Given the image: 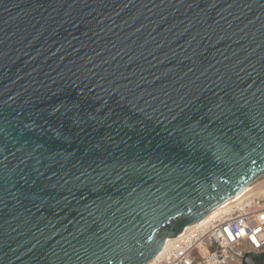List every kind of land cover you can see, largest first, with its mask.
<instances>
[{"label":"water","instance_id":"obj_1","mask_svg":"<svg viewBox=\"0 0 264 264\" xmlns=\"http://www.w3.org/2000/svg\"><path fill=\"white\" fill-rule=\"evenodd\" d=\"M262 179L264 0H0V264H146Z\"/></svg>","mask_w":264,"mask_h":264},{"label":"built area","instance_id":"obj_2","mask_svg":"<svg viewBox=\"0 0 264 264\" xmlns=\"http://www.w3.org/2000/svg\"><path fill=\"white\" fill-rule=\"evenodd\" d=\"M235 204L171 239L148 264H264V199ZM258 206H255L254 203Z\"/></svg>","mask_w":264,"mask_h":264},{"label":"bare ground","instance_id":"obj_3","mask_svg":"<svg viewBox=\"0 0 264 264\" xmlns=\"http://www.w3.org/2000/svg\"><path fill=\"white\" fill-rule=\"evenodd\" d=\"M261 181V180H260ZM259 181H256L254 184L258 183ZM253 184V185H254ZM259 188V189H258ZM255 193H260V194H264V187L262 186H248L245 189L239 191L238 193H236L234 196H232L231 198L227 199L224 203H222L221 205H219L218 207L214 208L213 210H211L206 216H204L201 220L194 222L192 224H189L183 232L187 231L188 229H190L191 227L198 225L200 223H202L203 221L209 220L213 217H215L217 214L223 213V212H228L231 207L235 204H239V203H244L246 201H248L250 199V196L254 195ZM182 232V233H183ZM181 233V234H182ZM171 239H166L163 243L162 248L159 250V252L156 254L158 255L169 243H170ZM155 255V256H156ZM154 256V257H155ZM153 257V258H154ZM148 264V263H146Z\"/></svg>","mask_w":264,"mask_h":264},{"label":"rangeland","instance_id":"obj_4","mask_svg":"<svg viewBox=\"0 0 264 264\" xmlns=\"http://www.w3.org/2000/svg\"><path fill=\"white\" fill-rule=\"evenodd\" d=\"M263 186L264 187V179H262L261 181H259L258 183H256V184H254V185H252L253 187L254 186ZM259 189V188H258ZM264 199V194H258V193H255L254 195H252V196H250V199L249 200H253V199H255L256 201H258L259 199H260V202H261V204L263 203V201L261 200V199ZM254 205L255 206H258L257 204H256V202L254 203Z\"/></svg>","mask_w":264,"mask_h":264}]
</instances>
